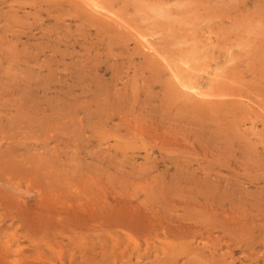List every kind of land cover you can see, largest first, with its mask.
Returning <instances> with one entry per match:
<instances>
[{
  "label": "rangeland",
  "instance_id": "rangeland-1",
  "mask_svg": "<svg viewBox=\"0 0 264 264\" xmlns=\"http://www.w3.org/2000/svg\"><path fill=\"white\" fill-rule=\"evenodd\" d=\"M0 264H264V0H0Z\"/></svg>",
  "mask_w": 264,
  "mask_h": 264
},
{
  "label": "bare ground",
  "instance_id": "bare-ground-1",
  "mask_svg": "<svg viewBox=\"0 0 264 264\" xmlns=\"http://www.w3.org/2000/svg\"><path fill=\"white\" fill-rule=\"evenodd\" d=\"M108 28V27H107ZM226 96V95H225ZM228 97V96H227ZM230 97V96H229ZM227 101H228V99H227ZM260 107V106H259ZM203 227V226H202Z\"/></svg>",
  "mask_w": 264,
  "mask_h": 264
}]
</instances>
